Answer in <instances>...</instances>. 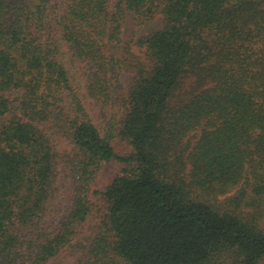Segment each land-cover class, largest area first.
<instances>
[{"label": "trees", "instance_id": "16d2710c", "mask_svg": "<svg viewBox=\"0 0 264 264\" xmlns=\"http://www.w3.org/2000/svg\"><path fill=\"white\" fill-rule=\"evenodd\" d=\"M263 262L264 0H0V264Z\"/></svg>", "mask_w": 264, "mask_h": 264}, {"label": "rangeland", "instance_id": "374dc122", "mask_svg": "<svg viewBox=\"0 0 264 264\" xmlns=\"http://www.w3.org/2000/svg\"><path fill=\"white\" fill-rule=\"evenodd\" d=\"M162 25L163 16L161 14H155L149 20L139 22L135 19L134 14L131 13L124 23L122 37L127 40H131L132 38L137 39L142 34L156 30L162 27ZM122 80L126 87L129 86L132 83V74L129 72L123 73ZM122 167L123 165L117 162L104 164L100 173L97 175L99 186L104 187L108 184V182L120 173ZM262 264H264V262Z\"/></svg>", "mask_w": 264, "mask_h": 264}]
</instances>
